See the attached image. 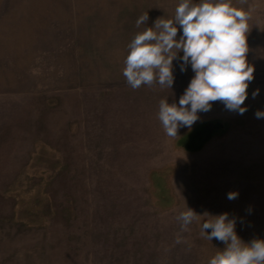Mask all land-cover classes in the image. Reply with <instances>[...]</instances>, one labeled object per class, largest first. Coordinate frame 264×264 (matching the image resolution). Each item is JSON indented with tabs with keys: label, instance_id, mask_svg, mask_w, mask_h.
I'll return each mask as SVG.
<instances>
[{
	"label": "rangeland",
	"instance_id": "374dc122",
	"mask_svg": "<svg viewBox=\"0 0 264 264\" xmlns=\"http://www.w3.org/2000/svg\"><path fill=\"white\" fill-rule=\"evenodd\" d=\"M178 4L0 0V264H208L225 245L201 235L210 216L182 232L186 206L228 213L245 243L264 239V0L246 5L248 110L215 102L171 138L159 101L178 104L191 66L173 61L172 89L134 90L123 68L140 15L152 27Z\"/></svg>",
	"mask_w": 264,
	"mask_h": 264
},
{
	"label": "clouds",
	"instance_id": "9594fccd",
	"mask_svg": "<svg viewBox=\"0 0 264 264\" xmlns=\"http://www.w3.org/2000/svg\"><path fill=\"white\" fill-rule=\"evenodd\" d=\"M240 5L234 6L232 0H179L174 15L157 18L152 27H146L148 12L136 20L138 29L144 27L127 45L123 68L132 89L142 85L172 89L173 61L177 59L181 61V72L190 65L194 73L178 104L169 103L168 98L159 101L157 118L168 137L178 138L182 127L191 129L200 119L199 113L209 112L215 102L240 115L248 110L245 101L255 68L247 59V36L254 9L246 6L247 0H240ZM178 26L182 34L177 39ZM258 94L259 89L252 93L253 98ZM255 117L264 119V111L257 110ZM238 195L230 191L227 198L234 200ZM186 208L177 216L182 232L188 231L198 217L210 216L212 219L201 225V235L225 245L208 264H264V239L243 242L236 233L235 218L230 219L228 213L198 215Z\"/></svg>",
	"mask_w": 264,
	"mask_h": 264
},
{
	"label": "water",
	"instance_id": "95a60500",
	"mask_svg": "<svg viewBox=\"0 0 264 264\" xmlns=\"http://www.w3.org/2000/svg\"><path fill=\"white\" fill-rule=\"evenodd\" d=\"M205 133H206L205 131L197 133L193 139V143L195 144L197 142L198 144H201L204 141V139L206 138L204 136ZM198 144H196L194 147H197ZM198 147H200V146H198Z\"/></svg>",
	"mask_w": 264,
	"mask_h": 264
},
{
	"label": "trees",
	"instance_id": "16d2710c",
	"mask_svg": "<svg viewBox=\"0 0 264 264\" xmlns=\"http://www.w3.org/2000/svg\"><path fill=\"white\" fill-rule=\"evenodd\" d=\"M186 143H188V145L186 144ZM181 144H184L188 149H190V150H192V149H197V148H199V147H193V145H192V143L191 142H189V140H187V141H181Z\"/></svg>",
	"mask_w": 264,
	"mask_h": 264
}]
</instances>
